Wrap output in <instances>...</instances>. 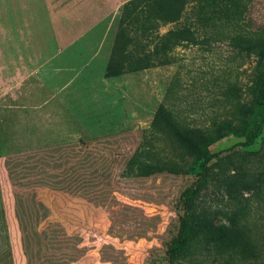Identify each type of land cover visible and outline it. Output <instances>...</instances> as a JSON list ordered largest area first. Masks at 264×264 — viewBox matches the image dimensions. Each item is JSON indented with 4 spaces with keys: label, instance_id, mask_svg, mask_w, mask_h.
Segmentation results:
<instances>
[{
    "label": "rangeland",
    "instance_id": "1",
    "mask_svg": "<svg viewBox=\"0 0 264 264\" xmlns=\"http://www.w3.org/2000/svg\"><path fill=\"white\" fill-rule=\"evenodd\" d=\"M125 3L0 0V264L195 263L190 253L166 256L193 177L125 178L123 170L175 76L183 93L246 105L256 58L230 40L200 38L176 48L172 64L107 73ZM246 27L264 28V0H251ZM263 139L244 149L227 139L214 148L253 153ZM244 158L231 161L248 179L259 178L264 161ZM214 184L197 190L195 204L204 201L209 220L226 222L217 214L230 210L231 197ZM257 184L237 199L252 227L264 230ZM231 230L214 245L224 257L243 241V231ZM202 259L196 264H209Z\"/></svg>",
    "mask_w": 264,
    "mask_h": 264
},
{
    "label": "trees",
    "instance_id": "2",
    "mask_svg": "<svg viewBox=\"0 0 264 264\" xmlns=\"http://www.w3.org/2000/svg\"><path fill=\"white\" fill-rule=\"evenodd\" d=\"M250 2L126 0L119 17L107 73L114 67L125 66L138 72L172 64L176 48L183 42L196 44L200 38L230 40L235 47L245 50L248 57L256 58L251 97L246 105L226 101L217 106L199 98V92L183 93L175 76L146 135L124 167L125 178L186 174L195 180L181 195L180 233L166 252L169 261L190 253L193 264L197 257L203 258L200 263L209 264H221V260L224 264H264V230L252 227L237 199V191L252 190L256 182L259 184L255 188L259 187L264 195V171L259 178L248 179L231 161L234 156L244 160V156L251 155L264 161V139L259 151L253 153L235 151L225 155L228 150L214 148L222 141L235 139L234 146L244 149L264 136V28L253 31L246 27ZM168 25L172 27L160 34L159 28ZM129 28L132 36L128 34ZM206 164L209 167L205 168ZM198 166L204 170L195 172ZM209 180L218 191L225 188L231 197L230 210L217 214L226 222L209 220L204 215V201L195 204L197 190L207 187ZM231 229L243 231V241L229 248L224 257L214 245L224 241Z\"/></svg>",
    "mask_w": 264,
    "mask_h": 264
}]
</instances>
